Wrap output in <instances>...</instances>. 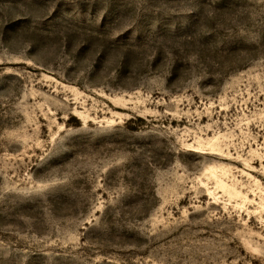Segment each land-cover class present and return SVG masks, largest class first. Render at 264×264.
I'll use <instances>...</instances> for the list:
<instances>
[{"label": "rangeland", "instance_id": "rangeland-1", "mask_svg": "<svg viewBox=\"0 0 264 264\" xmlns=\"http://www.w3.org/2000/svg\"><path fill=\"white\" fill-rule=\"evenodd\" d=\"M0 264H264V0H0Z\"/></svg>", "mask_w": 264, "mask_h": 264}]
</instances>
